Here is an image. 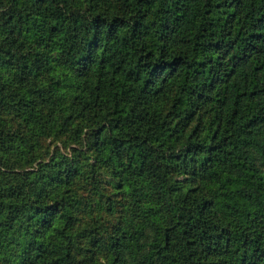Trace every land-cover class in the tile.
Returning <instances> with one entry per match:
<instances>
[{"label":"trees","instance_id":"obj_1","mask_svg":"<svg viewBox=\"0 0 264 264\" xmlns=\"http://www.w3.org/2000/svg\"><path fill=\"white\" fill-rule=\"evenodd\" d=\"M53 130L72 154L14 171ZM0 264H264V0H0Z\"/></svg>","mask_w":264,"mask_h":264},{"label":"rangeland","instance_id":"obj_2","mask_svg":"<svg viewBox=\"0 0 264 264\" xmlns=\"http://www.w3.org/2000/svg\"><path fill=\"white\" fill-rule=\"evenodd\" d=\"M207 114L208 115L206 118L208 119L209 113ZM5 115L7 116L8 120H10L11 126L14 129L20 130L21 132L25 133L26 136H31L33 131L27 128L22 118L17 116L14 112L6 113ZM36 136H43V137H40L39 150L36 152V155L39 157L35 159L32 163L29 162L26 165H17L14 171L21 172L24 169H32L38 164V162L42 160H49L48 158L54 153L61 154L64 152V153H67L68 155H71L73 152L74 146L77 145L76 143L66 140L65 136H68V134H65V133L57 134L56 132H54V130L46 136H45V133H40V134H37ZM190 164L191 162H189L188 166L186 167L181 166L179 170V174H178V179L182 183V186L184 188L191 190V192H194V194H197V192L200 191L201 188L213 193L217 189L218 184L220 183L218 179H220L221 181L224 179V175L219 170L216 172L217 174L216 178H213L210 174L204 175L202 171L203 166L201 164V161H199L197 169H196L197 176L195 178H192V173L194 171V168L196 167L193 168L190 166ZM209 170L212 171L211 169ZM75 188L77 187L75 186L74 189ZM78 188H82L81 183L78 184ZM141 190L139 191L134 190L136 192V195H134L133 199H132L133 193L126 192L123 203L120 202L122 204V207L124 208L123 211L120 213V215H122L123 217L125 216L127 220L130 219L131 221V219H135L138 216L137 211H136V208H137L136 203L139 201L138 200L139 197H143V193H142L143 191ZM86 194H89L88 191L86 190L85 192L83 190L79 191V197H80L81 204L84 202V199H89ZM120 197H121V193L116 195L114 199L120 198ZM126 201L128 202L125 205L124 203ZM145 201L146 203H149V204L155 203V202L153 203L152 200L145 199ZM228 204L236 205L237 212L231 213L230 207L228 208ZM144 206L145 208L148 209V206H146L145 204ZM246 206H247V203L241 196L235 193L233 194L231 192V193L222 194L216 197V203H214L213 213H215V216L219 217L220 219L230 222L232 225V229L235 230L237 229L238 226H245L246 224L250 225L252 222V219L248 217V211L250 207H247L244 210ZM147 209L144 210V208H141L142 211H139V212L140 213L146 212ZM167 214H168V217H171V218H173L174 216V212L172 211V209L168 210ZM85 218H88V216L86 215ZM115 219L116 217L114 216L113 219H110V222H112V220L114 221ZM126 219H124L123 221H125ZM257 228H260V225L257 226ZM99 257L101 258V260H103L102 262L106 260L104 253H101Z\"/></svg>","mask_w":264,"mask_h":264}]
</instances>
